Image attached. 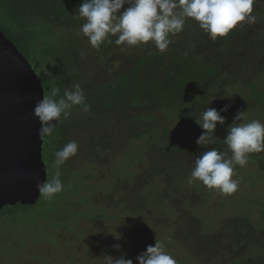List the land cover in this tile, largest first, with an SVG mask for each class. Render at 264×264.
<instances>
[{
	"label": "rangeland",
	"instance_id": "obj_1",
	"mask_svg": "<svg viewBox=\"0 0 264 264\" xmlns=\"http://www.w3.org/2000/svg\"><path fill=\"white\" fill-rule=\"evenodd\" d=\"M6 1L23 16H29L31 9L41 10L52 28L51 36L43 29L35 42L40 63L33 61L32 66L42 85H61L65 90L79 83L90 105L87 111L73 106L64 118V138L57 136V121L51 134L44 136L46 164L54 158L53 144L64 147L76 141L79 146L60 169L63 174L67 171L66 192L51 199L39 196L26 210L5 211L0 217V264H106L110 256L118 258L122 253L137 264L135 257L155 240L165 245L177 264H250L248 255L255 251L243 242L258 240L257 235L264 239V153H251L244 167H235L233 179L239 180V186L231 195L190 179L194 161L203 151L216 148L231 155L224 137L233 126L236 106L242 104L236 101L240 95L235 92L231 98L227 88L206 87L199 98L189 79L193 76L195 83L209 85L198 76L208 67L217 72L215 77L247 78L253 67L264 71V0L254 5V24L238 25L215 41L196 21L187 19L184 30L170 37L173 42L164 53L151 44L117 46L115 36L109 37L113 43L92 48L81 32L86 21L73 14L82 0L70 1L69 10L61 8L65 0L27 5L24 0ZM121 76L131 78L123 96L104 92L95 99L103 84ZM188 81L191 86L184 84ZM122 84L116 81L114 89ZM145 87L164 94L166 108L157 103L129 106L133 95L145 94L137 92ZM213 103L227 106L221 113L226 119L215 130L216 143L203 149L195 142L203 131L196 119ZM175 108L197 116L191 135L174 115ZM251 114L242 123L253 120ZM151 133L160 137L150 140ZM130 189L135 190L131 195ZM58 199L61 208L64 200L74 203L65 204L50 218V204ZM221 232L226 233L223 243L215 238ZM115 244L121 246L119 250ZM258 257L264 259V254Z\"/></svg>",
	"mask_w": 264,
	"mask_h": 264
},
{
	"label": "clouds",
	"instance_id": "obj_2",
	"mask_svg": "<svg viewBox=\"0 0 264 264\" xmlns=\"http://www.w3.org/2000/svg\"><path fill=\"white\" fill-rule=\"evenodd\" d=\"M257 0H82L73 13L76 18L86 22L81 25V32L92 48L99 49L104 43H113L111 36L117 37V46L135 47L154 45L164 53L173 42L171 36L184 30L187 19L198 23L212 41L226 37L238 25L254 24L253 15ZM124 5L127 8L121 9ZM118 21V22H117ZM214 97L210 100L212 102ZM208 104V105H209ZM73 106H83L87 111L84 89L79 83L72 89H65L60 95V88L51 85L48 95L36 101L33 115L39 122L38 136L50 135L55 122L61 117L70 116ZM227 106L217 110L207 107L196 123L203 130L196 139L198 147L205 148L216 143L217 124L224 125ZM243 119V112L237 111L234 121ZM224 142L231 155L211 148L203 151L194 161L191 178L199 180L208 189H214L221 195H231L238 190L239 180L233 179L237 165L244 167L251 153L264 152V123L253 119L247 123H238L227 130ZM76 141H69L62 149L54 152L55 168L52 179L38 182L37 190L45 199H51L64 190L60 179V169L78 152ZM117 250L119 244L113 245ZM126 253L118 258H110L106 264H133V259H125ZM135 260L137 264H177L176 259L165 251V245L155 240L146 246Z\"/></svg>",
	"mask_w": 264,
	"mask_h": 264
},
{
	"label": "trees",
	"instance_id": "obj_3",
	"mask_svg": "<svg viewBox=\"0 0 264 264\" xmlns=\"http://www.w3.org/2000/svg\"><path fill=\"white\" fill-rule=\"evenodd\" d=\"M38 1H40V2H38ZM38 1L37 0H30V1L24 0V2L26 3L25 5H27V2L28 3L37 2L38 4L39 3L41 4V3H43V1L49 2L50 0H38ZM70 1H73V0H65V4L61 5V8L68 7V10H69L68 5L71 4ZM10 2H8L6 0H0V29L3 31L5 36H7L10 40L13 41V43L18 47V49L22 52L24 57L31 64V66H32L33 61L38 64V63H40V60L38 57L40 52H39L37 46L35 45V42L38 39V37L40 36V33H42L41 31L43 29L45 30L46 33H48V35L49 34H50V36L52 35L51 34L52 28H50L48 26V23H47L48 19L47 18L44 19L41 16L42 11L38 10V9L36 11H33L31 9L32 12L30 10L29 16L28 15L23 16L24 14L20 15L19 12L17 13V11H18L16 9L17 7L9 6ZM70 8L73 9V7H71V6H70ZM46 11H47V9H46ZM177 57H179V56H177ZM143 60H144V58H143ZM139 64L143 65V61H140ZM32 68H33V66H32ZM207 70L208 71H205L204 73H201V72L198 73V76L200 74V77L202 78V80L206 84L208 83L209 85L206 86L202 82L195 83L194 82L195 79L193 76L189 79L190 81H191V79H193V83H194L193 87L197 90L196 95L199 98L203 94V91L206 89V87L207 88H213V89L215 87H217L219 90L227 88L229 90L231 98H234L232 95L235 92H236V94L240 95V97H241V99L235 98L236 101H241L240 104H242L240 106L239 105L236 106L238 111L243 112V119L240 120L239 123H242V121L245 118H249L251 111L252 112L254 111V114H251L252 119H258L262 123H264V119H262V115L260 114V111L262 114H264V71L260 70V67L250 68V72H249V75L247 76V78H245V76H241V75H235V76L229 77V76H227V74L225 77H224V75L223 76L221 75V77L220 76L215 77V74L217 75V72L214 71L213 68L208 67ZM130 79H131L130 77L124 78L123 76H121V77H119L118 80H115V81L110 82V83L107 82V83L103 84V86L100 87L98 89V91L95 93V99H99L104 92L108 93L109 95L110 94L111 95L117 94L118 96L119 95L123 96L127 91L128 85L131 86ZM116 81H118V83L122 82L123 84L120 87L117 86V89H114V86L116 87V85H115ZM184 84L191 86V83L189 81L187 83H184ZM42 87L44 90L43 91L44 96L48 95L50 92L51 86L49 85V86L44 87L42 85ZM59 88H60V94L63 95L64 90L61 89V85ZM137 92L138 93H145V94H137L135 96L133 95L131 97L132 98L131 103L128 104L129 106L135 105V107H136V106H140V105H144V104L149 106V105H155L157 103L156 105L160 109L166 108L167 103H166V101H164L166 99V97H164V94H162V93H161L162 95H160V93L158 91H156L155 88L151 89V90H149L147 87H145V89L139 88V90H137ZM180 94H181V92H180ZM152 98H155V99H152ZM154 100H156V101H154ZM216 102H218V101H216ZM86 104L89 107L90 104H88V103H86ZM222 105H223L222 103H218V104L213 103V105L211 107L219 110L222 108L221 107ZM255 109H256V112H255ZM165 111H167V110H165ZM173 112L175 113L174 115L181 120L185 132L188 133L189 135H191L194 132L193 129H196L194 118L196 119L197 116L188 112V111L178 110L176 108H175V110H173ZM153 115L154 114H149L148 117L152 118ZM57 122H58L57 123V130H58L57 136L59 138H61V136L64 138V136H63V126L65 123L64 117L63 118L61 117V119ZM230 123H232L233 126L235 125L234 122H232V121H230ZM218 126H222V125L217 124V128H218ZM144 129L146 131H148L147 126H145ZM150 136H151L150 140H153L157 137H160V134H158V133L152 134L151 133ZM42 137H43V143H45L46 141H44V136H42ZM52 147L55 148V150L57 151L59 149H62L63 146L53 144ZM261 157L264 158V154ZM42 159H43V156H42ZM53 159H55V157ZM53 159H50L52 161H50L49 164L45 163L47 166L46 182L50 181L54 175V173L52 172L53 171L52 169L54 167L53 166ZM63 171H64V174L67 172L65 169ZM64 174L61 173L60 179H61V181H63L62 182L63 184L65 183L63 192H66L67 186H66V180L64 179ZM190 179H192V178H190ZM133 189H135V188H133ZM132 192H135V190L131 191V189H130L128 191V193H130V195ZM38 198H37V200H38ZM40 198H42V194L40 195ZM52 202L54 203V205H53V203L50 204V208L52 207L51 208L52 213L50 212L51 213L50 218H52V214L59 213L60 208H61V205H59V199L57 201L53 200ZM61 203L63 204L62 207L64 208L65 204H67V205L72 204V203H74V201L64 200ZM58 205H59V207H58ZM31 206L32 205H30V204H21L19 202H17L14 205H5L4 207H2L0 209V217L5 213V211H8V212H14L15 210L18 211V208H20V207H22V208H24V210H26L27 208H29ZM63 208H61V209H63ZM262 212H263L262 213L263 215L261 216V219L264 221V210H262ZM247 217H250V215ZM250 219H251V217H250ZM261 225H262V222L259 223L258 227H260ZM244 229H245V227H244ZM252 230L256 232L257 228H253ZM223 231L227 232V230H223ZM255 232H253V233L255 234ZM221 234L222 235L216 234L215 238H216V240H218V238L222 239L221 243H223L224 239L226 238V236H224V234L226 235V233L221 232ZM255 238H257L258 240H256ZM255 238H254L255 239L254 241L252 239L251 240H249V239L245 240L243 242V245L250 252L255 251V254L250 253V255H248L249 259H251L250 264H264V261H263L264 259H259V257H258V255L264 254V239L261 240V238L258 235ZM229 241H230V239H229ZM237 264H240V262Z\"/></svg>",
	"mask_w": 264,
	"mask_h": 264
},
{
	"label": "water",
	"instance_id": "obj_4",
	"mask_svg": "<svg viewBox=\"0 0 264 264\" xmlns=\"http://www.w3.org/2000/svg\"><path fill=\"white\" fill-rule=\"evenodd\" d=\"M41 80L18 47L0 29V209L33 204L46 182L43 137L33 115L44 96Z\"/></svg>",
	"mask_w": 264,
	"mask_h": 264
}]
</instances>
